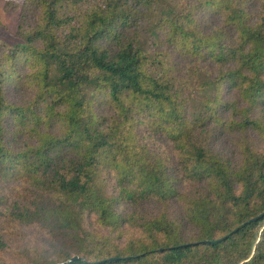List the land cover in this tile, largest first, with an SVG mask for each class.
Here are the masks:
<instances>
[{"label":"trees","instance_id":"1","mask_svg":"<svg viewBox=\"0 0 264 264\" xmlns=\"http://www.w3.org/2000/svg\"><path fill=\"white\" fill-rule=\"evenodd\" d=\"M3 8L0 264H264V0Z\"/></svg>","mask_w":264,"mask_h":264},{"label":"crops","instance_id":"2","mask_svg":"<svg viewBox=\"0 0 264 264\" xmlns=\"http://www.w3.org/2000/svg\"><path fill=\"white\" fill-rule=\"evenodd\" d=\"M5 0H0V41L11 42V33L15 31L17 14L6 12L3 8Z\"/></svg>","mask_w":264,"mask_h":264},{"label":"rangeland","instance_id":"3","mask_svg":"<svg viewBox=\"0 0 264 264\" xmlns=\"http://www.w3.org/2000/svg\"><path fill=\"white\" fill-rule=\"evenodd\" d=\"M11 36H12V33H11ZM12 39H13V37H12ZM5 256L11 257L10 261L8 262L9 264H19L20 263V261L12 259V255L10 256V255H8V253H6Z\"/></svg>","mask_w":264,"mask_h":264},{"label":"water","instance_id":"4","mask_svg":"<svg viewBox=\"0 0 264 264\" xmlns=\"http://www.w3.org/2000/svg\"><path fill=\"white\" fill-rule=\"evenodd\" d=\"M76 258H77V256H74V257H72L71 259H69L68 262H69V261H72V260H74V259H76Z\"/></svg>","mask_w":264,"mask_h":264}]
</instances>
